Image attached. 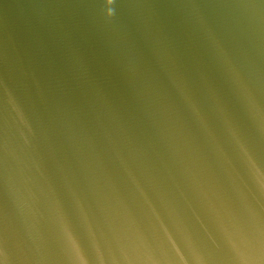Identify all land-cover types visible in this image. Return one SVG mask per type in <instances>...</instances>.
I'll use <instances>...</instances> for the list:
<instances>
[{
  "label": "water",
  "instance_id": "obj_1",
  "mask_svg": "<svg viewBox=\"0 0 264 264\" xmlns=\"http://www.w3.org/2000/svg\"><path fill=\"white\" fill-rule=\"evenodd\" d=\"M0 264H264V0H0Z\"/></svg>",
  "mask_w": 264,
  "mask_h": 264
}]
</instances>
